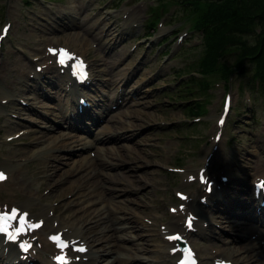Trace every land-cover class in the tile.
<instances>
[{
  "label": "rangeland",
  "instance_id": "374dc122",
  "mask_svg": "<svg viewBox=\"0 0 264 264\" xmlns=\"http://www.w3.org/2000/svg\"><path fill=\"white\" fill-rule=\"evenodd\" d=\"M29 1L30 3H27V0H0V16L12 20L15 26L11 39L0 47V60L7 64L5 70L1 69L5 64L0 65V81L9 83L18 78L22 71L28 73L30 60L23 55H28L34 47L37 53H41L49 38L62 43L63 40L74 42L72 40L79 39V42L74 43L84 45L87 41L84 39L80 41L82 39L80 34H84L85 38H89L95 45L92 50L96 57L95 83L98 88L103 89V94L106 96L109 94L119 104L116 119L107 127V130L116 137V143L111 148L118 157L111 159L108 171L101 170L96 176L91 175L94 186L98 188L100 185L102 189L104 188V191L95 192L102 194L104 198L99 196L96 198L110 206H113L114 201L121 202V205L128 204L127 207L133 214L152 219L151 214L156 215L157 212L165 214L163 202L168 194L160 193L159 189L165 190L170 187L171 190L176 185L188 191L197 189L199 185L196 173L200 167L208 165V168L213 170L217 164L219 170L227 171L234 163L241 171L233 175L232 183H239L247 178L249 180L257 169L264 168L262 93H255L251 75H242L243 70L239 71L241 75L238 73L234 75L232 88L229 89L225 70L221 67L224 52L228 51L227 54H230L226 64L233 61L238 63L245 48L250 49L252 54L257 52L264 42V27L256 28L253 22H246L244 26H232L225 30L223 36L232 43L225 44L218 50L219 44L226 39L211 42L214 43L219 69L211 70V67L204 72L200 71V66L201 68L210 66V62L207 63L204 39L202 36L199 38L200 33H192L191 30L192 26H195L196 14L186 12L172 3L158 0ZM157 7L162 10L160 15L148 19V14H153ZM152 18L155 20L154 26L159 24L155 30L157 38L145 48L148 40H137L144 33V24ZM110 25H117L113 34H108L107 28ZM180 36H183L182 40L177 39ZM163 38L167 40L170 38L168 48L162 53L152 55L151 48L155 49ZM189 40L190 46L183 53L181 46ZM168 50H171L170 54L165 53ZM235 50L239 51L237 55L233 53ZM179 77L181 80L178 81ZM186 81L191 85L183 90L192 89L193 93L187 92L183 95V91L180 97L177 96L176 91L181 83ZM103 83L107 84V88ZM230 93L234 97L235 110L224 128L222 141L216 145L218 148L215 150V159L210 163L208 157L216 144L214 135L220 130L217 118L222 110L224 95ZM193 96L197 98L191 99ZM123 98L128 99L125 106ZM46 101L50 102L40 104L52 102L49 99ZM193 104L201 105L203 113L207 114L197 117L194 111L185 110ZM42 111H45V108L39 107L30 110L29 114H20L28 117L20 120L26 127L31 128L35 135L49 133L54 137L60 136L59 132L46 129L51 122L43 116ZM254 117L258 122L252 121ZM33 118L42 122L38 125ZM3 126L7 128V132L16 129L8 123H3ZM234 136H238V140L234 141ZM70 141L64 140L65 143ZM225 142L230 147L228 155ZM22 146L28 149L32 147L30 143H23ZM64 152L65 150H62L58 153L53 165L34 166L36 171L49 173L48 179L44 180L45 186L56 183L57 187L52 192L51 199L59 198L87 183L84 182L85 176L78 179L81 168L77 167L80 165L79 156L82 154L68 155ZM32 153L33 151L29 150L25 155L29 156ZM227 162L229 165H226ZM69 173L73 176H69ZM187 175H191L193 180H187ZM90 190L94 192L92 187ZM77 207L79 206L74 208ZM91 212L99 214L90 217L99 218L101 223L110 214L107 207L102 205H98V208ZM88 213L89 211L84 214L81 212L77 218L90 215ZM222 227L231 232L236 241V248L247 240L244 235L245 228L235 223L224 222ZM104 230L106 233L104 238L109 237L110 227ZM148 232L151 242L155 244L156 231L152 229ZM78 234L82 235L81 230L77 232ZM139 235L136 233L134 237ZM260 239L264 240V234ZM145 240L147 239L143 238L140 242H145L144 247L149 248L148 241ZM126 245H129V242ZM113 251L114 257L121 262L122 256L118 255L117 249ZM243 253L254 256L253 253L257 252L251 253L247 250ZM161 259L163 260V256ZM150 263L153 264L152 261Z\"/></svg>",
  "mask_w": 264,
  "mask_h": 264
},
{
  "label": "trees",
  "instance_id": "16d2710c",
  "mask_svg": "<svg viewBox=\"0 0 264 264\" xmlns=\"http://www.w3.org/2000/svg\"><path fill=\"white\" fill-rule=\"evenodd\" d=\"M192 8L202 6L198 22L208 32L223 37V32L241 19L264 24V0H174ZM263 26V25H262Z\"/></svg>",
  "mask_w": 264,
  "mask_h": 264
},
{
  "label": "snow or ice",
  "instance_id": "6c2138e0",
  "mask_svg": "<svg viewBox=\"0 0 264 264\" xmlns=\"http://www.w3.org/2000/svg\"><path fill=\"white\" fill-rule=\"evenodd\" d=\"M50 51L56 55H59V63L61 65L67 63L68 61L72 60L73 56L72 54L66 50V49H50ZM77 72L80 74L81 78H84L86 76V73L83 71V63L78 62L76 65ZM6 176L4 175L3 172H0V181L5 180ZM261 188H264V184H261ZM17 217V212L16 210H13L11 214L9 213H0V233H5L7 234V238L10 240H17L19 235L23 232L26 231V224H27V214H25L24 218H21L20 220V227L16 228L14 231L10 230L11 229V221L15 220ZM40 225L38 224H33L29 225V227H39ZM54 240H56L59 243V246L63 248L69 247V242L64 241L61 237L55 236L52 237ZM170 240H180L182 239L179 235L175 236H170ZM21 247L27 251L29 245L27 243L21 244ZM78 251H85L84 248H79ZM186 251V258L180 262V264H190V250H185ZM58 260H60L61 264H70V260L66 255H61L60 257H57Z\"/></svg>",
  "mask_w": 264,
  "mask_h": 264
},
{
  "label": "bare ground",
  "instance_id": "6f19581e",
  "mask_svg": "<svg viewBox=\"0 0 264 264\" xmlns=\"http://www.w3.org/2000/svg\"><path fill=\"white\" fill-rule=\"evenodd\" d=\"M120 205H121V202H120ZM127 206H128V204H127ZM127 208H129V207H127ZM80 220L82 221V224H83V229H81L82 235L84 236L85 239L88 240V242L92 246L94 245L93 243H96L105 237V234L103 232L105 231L104 229L108 228L107 225L100 226V221H98V219L96 220V219H89V218L82 217V218H80ZM130 229H131V232H135V234H136V227L135 226H131ZM76 236H79V234ZM129 251L131 253V250H129ZM137 251H139V250H137ZM227 253H229V252H227ZM131 255H137V253L130 254V256ZM95 260H97V258H89V263H92ZM248 261L249 260L246 258L242 259V262L247 263Z\"/></svg>",
  "mask_w": 264,
  "mask_h": 264
}]
</instances>
